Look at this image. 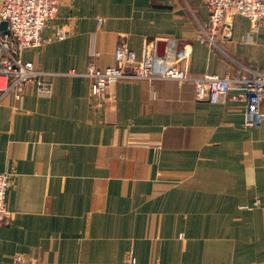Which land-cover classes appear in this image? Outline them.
<instances>
[{
	"label": "crops",
	"instance_id": "obj_1",
	"mask_svg": "<svg viewBox=\"0 0 264 264\" xmlns=\"http://www.w3.org/2000/svg\"><path fill=\"white\" fill-rule=\"evenodd\" d=\"M207 16L205 0H59L44 43L21 52L51 95L34 83L0 95V264H264V123L244 125L239 91L212 103L191 83L122 79L98 98L82 75L92 54L104 69L118 44L139 58L161 38L188 45L192 75L235 74L196 38ZM227 22L219 48L264 70L263 30Z\"/></svg>",
	"mask_w": 264,
	"mask_h": 264
},
{
	"label": "built area",
	"instance_id": "obj_2",
	"mask_svg": "<svg viewBox=\"0 0 264 264\" xmlns=\"http://www.w3.org/2000/svg\"><path fill=\"white\" fill-rule=\"evenodd\" d=\"M58 3L59 0H0V23H7L6 28L0 30V95L3 91L14 90L15 97L19 98L29 83H34L39 95H51L53 88L47 78L49 73L37 69L32 61L22 59L21 52L44 43L42 30L46 22L55 17ZM205 6L208 16L206 22L199 26L197 40L221 50L235 66L240 67L239 71L225 75L214 72L192 75L186 68L190 57L188 45H178L171 38L146 39L139 58L127 45L120 43L114 49V63L104 69L95 65L93 54L90 56L87 70L82 73L90 79V94L105 98L110 87L122 79H172L178 85L191 83L198 100L212 103H224L229 91L238 90L239 97L244 101V125H262L264 70L229 57L219 48L218 37L224 33V23L234 15L249 20L250 32L259 28L264 32V0H205ZM103 22V18H97L98 25ZM58 36L63 37L64 32L60 30ZM159 40L164 42L163 48L159 46ZM9 183L10 173L0 171V223L8 214L5 195ZM259 204L260 200L255 199L253 205ZM130 256L131 263H134L132 251ZM13 264L26 263L17 254L13 256Z\"/></svg>",
	"mask_w": 264,
	"mask_h": 264
},
{
	"label": "water",
	"instance_id": "obj_3",
	"mask_svg": "<svg viewBox=\"0 0 264 264\" xmlns=\"http://www.w3.org/2000/svg\"><path fill=\"white\" fill-rule=\"evenodd\" d=\"M225 25H226V29H227V31L230 32L231 25H230L228 22L225 23ZM6 26H7V23H6V22H1V23H0V30L5 29ZM159 44H161V43H159Z\"/></svg>",
	"mask_w": 264,
	"mask_h": 264
},
{
	"label": "rangeland",
	"instance_id": "obj_4",
	"mask_svg": "<svg viewBox=\"0 0 264 264\" xmlns=\"http://www.w3.org/2000/svg\"><path fill=\"white\" fill-rule=\"evenodd\" d=\"M180 237L182 236V235H179Z\"/></svg>",
	"mask_w": 264,
	"mask_h": 264
}]
</instances>
